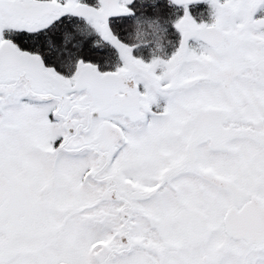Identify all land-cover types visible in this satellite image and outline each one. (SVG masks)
Wrapping results in <instances>:
<instances>
[{
    "label": "snow or ice",
    "instance_id": "snow-or-ice-1",
    "mask_svg": "<svg viewBox=\"0 0 264 264\" xmlns=\"http://www.w3.org/2000/svg\"><path fill=\"white\" fill-rule=\"evenodd\" d=\"M200 2L146 61L145 0H0V264H264V0Z\"/></svg>",
    "mask_w": 264,
    "mask_h": 264
},
{
    "label": "flooded vegetation",
    "instance_id": "flooded-vegetation-1",
    "mask_svg": "<svg viewBox=\"0 0 264 264\" xmlns=\"http://www.w3.org/2000/svg\"><path fill=\"white\" fill-rule=\"evenodd\" d=\"M159 2H160V5H159ZM145 3L150 5L148 8H151L152 5H158L160 7V9L165 14L169 13L170 8H173V9L175 8V11L177 13V17H181L184 14L183 8H176L175 6H170L168 4V0H159L158 2L155 0H145ZM200 7H207L206 2L199 3V4L195 5L194 7H192V9L190 8V11L191 10L199 11V10H201ZM142 14H144V13H142ZM142 14L139 17H137L136 20L132 21L131 26H139L142 24V22H141L142 21V19H141ZM206 14L208 15V13H206ZM207 15H205V17ZM171 19L175 20L173 17H171ZM158 25L160 28V35L158 38L155 39L157 46L156 45H154V46H152V45H141V47H138V51L141 55H145L146 57H148V56L150 57L151 55L163 56L166 53H168V55H171V52L173 51V49L169 48L170 39H172V40L177 39L178 34L175 33V29L173 27H171V25L168 26V32H167L166 24H165L164 20H162ZM130 35H131V29L129 30V36Z\"/></svg>",
    "mask_w": 264,
    "mask_h": 264
},
{
    "label": "trees",
    "instance_id": "trees-1",
    "mask_svg": "<svg viewBox=\"0 0 264 264\" xmlns=\"http://www.w3.org/2000/svg\"><path fill=\"white\" fill-rule=\"evenodd\" d=\"M159 1V0H155ZM160 5V2H159ZM152 7L160 9L158 5H152ZM148 8V11L146 14H142V24L139 26H131V35L129 36V39L135 44L141 47V45H156L155 39L159 37L160 35V28L159 23L164 20L168 19L170 17H173L176 19L177 13L175 11V8H170L169 13L165 14L161 9L158 16L157 13L153 10V8ZM192 9V8H191ZM195 10H191L190 14H192L194 17L193 19L195 21H198V18H195L196 14H194ZM164 19H163V18ZM178 18V17H177ZM141 51V50H140ZM146 61L150 59V57H146L145 55H141Z\"/></svg>",
    "mask_w": 264,
    "mask_h": 264
},
{
    "label": "rangeland",
    "instance_id": "rangeland-1",
    "mask_svg": "<svg viewBox=\"0 0 264 264\" xmlns=\"http://www.w3.org/2000/svg\"><path fill=\"white\" fill-rule=\"evenodd\" d=\"M206 5H207V7H200L201 10L193 12L194 14H196L195 18H198V21H196L197 23H209L210 24L212 22V10H211V7H210V5L208 3H206ZM206 13H208V15ZM205 15H207V16L205 17ZM192 17H194V16L192 15ZM190 44H194V42L190 41Z\"/></svg>",
    "mask_w": 264,
    "mask_h": 264
},
{
    "label": "water",
    "instance_id": "water-1",
    "mask_svg": "<svg viewBox=\"0 0 264 264\" xmlns=\"http://www.w3.org/2000/svg\"><path fill=\"white\" fill-rule=\"evenodd\" d=\"M202 2H204V0H202ZM201 3V2H200Z\"/></svg>",
    "mask_w": 264,
    "mask_h": 264
}]
</instances>
